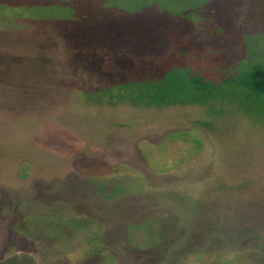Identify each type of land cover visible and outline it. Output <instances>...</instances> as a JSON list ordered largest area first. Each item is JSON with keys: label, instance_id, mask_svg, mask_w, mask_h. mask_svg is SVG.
Segmentation results:
<instances>
[{"label": "rangeland", "instance_id": "1", "mask_svg": "<svg viewBox=\"0 0 264 264\" xmlns=\"http://www.w3.org/2000/svg\"><path fill=\"white\" fill-rule=\"evenodd\" d=\"M12 1L0 4V264H264L262 127L225 106L97 101L48 26L66 10Z\"/></svg>", "mask_w": 264, "mask_h": 264}, {"label": "trees", "instance_id": "2", "mask_svg": "<svg viewBox=\"0 0 264 264\" xmlns=\"http://www.w3.org/2000/svg\"><path fill=\"white\" fill-rule=\"evenodd\" d=\"M52 1L69 15L48 26L72 69L99 83L88 84L97 101L198 105L214 114L225 106L264 130V0Z\"/></svg>", "mask_w": 264, "mask_h": 264}]
</instances>
